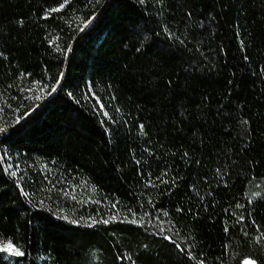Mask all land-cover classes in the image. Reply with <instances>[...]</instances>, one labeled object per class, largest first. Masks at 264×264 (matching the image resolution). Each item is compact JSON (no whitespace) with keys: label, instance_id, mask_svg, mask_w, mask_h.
Instances as JSON below:
<instances>
[{"label":"trees","instance_id":"16d2710c","mask_svg":"<svg viewBox=\"0 0 264 264\" xmlns=\"http://www.w3.org/2000/svg\"><path fill=\"white\" fill-rule=\"evenodd\" d=\"M0 115V264H264V0H0Z\"/></svg>","mask_w":264,"mask_h":264},{"label":"snow or ice","instance_id":"6c2138e0","mask_svg":"<svg viewBox=\"0 0 264 264\" xmlns=\"http://www.w3.org/2000/svg\"><path fill=\"white\" fill-rule=\"evenodd\" d=\"M0 131H3V129H0ZM104 222L107 223L108 221H104ZM0 251H6V252H9L10 254L16 255V256H23L24 255V253L22 251H20L18 248H15V246L12 245L11 243H9L8 245H5V246H0ZM244 264H256V262L252 261V260H246L244 262Z\"/></svg>","mask_w":264,"mask_h":264},{"label":"rangeland","instance_id":"374dc122","mask_svg":"<svg viewBox=\"0 0 264 264\" xmlns=\"http://www.w3.org/2000/svg\"><path fill=\"white\" fill-rule=\"evenodd\" d=\"M33 93V92H32ZM2 120H3V116L2 115H0V126H2ZM83 198V197H82ZM83 200V199H82ZM73 215H71V214H67V218L68 219H71V218H73L72 217ZM74 221H76V222H83V223H85V224H91V223H93V222H96V219H94L93 217L91 218V217H85V218H81V219H74ZM10 242H5V243H2V244H0V246H5V245H8ZM12 244V243H11ZM13 245V244H12ZM16 248V247H15ZM246 260H252V259H245L244 261H243V263L242 264H244V262L246 261ZM252 261H254V260H252ZM257 264V263H256Z\"/></svg>","mask_w":264,"mask_h":264}]
</instances>
